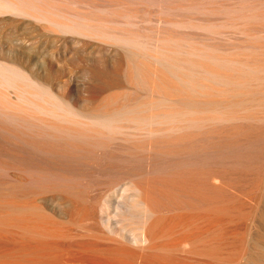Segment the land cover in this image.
<instances>
[{"label": "bare ground", "instance_id": "bare-ground-1", "mask_svg": "<svg viewBox=\"0 0 264 264\" xmlns=\"http://www.w3.org/2000/svg\"><path fill=\"white\" fill-rule=\"evenodd\" d=\"M0 264H264V0H0Z\"/></svg>", "mask_w": 264, "mask_h": 264}]
</instances>
